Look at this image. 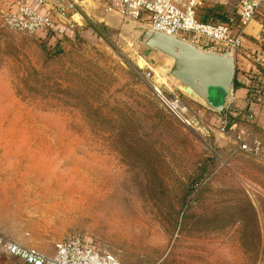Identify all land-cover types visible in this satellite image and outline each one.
I'll list each match as a JSON object with an SVG mask.
<instances>
[{"label": "rangeland", "instance_id": "obj_1", "mask_svg": "<svg viewBox=\"0 0 264 264\" xmlns=\"http://www.w3.org/2000/svg\"><path fill=\"white\" fill-rule=\"evenodd\" d=\"M29 1L0 0V235L46 255L78 236L122 264H264V161L236 149L132 23L78 0L73 28L10 29ZM58 40L59 55L42 48Z\"/></svg>", "mask_w": 264, "mask_h": 264}, {"label": "built area", "instance_id": "obj_2", "mask_svg": "<svg viewBox=\"0 0 264 264\" xmlns=\"http://www.w3.org/2000/svg\"><path fill=\"white\" fill-rule=\"evenodd\" d=\"M33 6L24 4L6 18L10 29L20 32H46L57 34V28H73L78 0L64 3L63 0H30ZM29 1V2H30ZM106 14L116 15L130 23H139L155 31L188 41L202 50L216 49L232 51L236 58L243 57V45L251 23L260 26L263 35L254 36L255 50L250 53L256 73L248 75L250 91L264 102V0H234L235 10L227 22L203 21L199 12L207 4L224 5L230 0H95ZM36 6V7H35ZM259 20V22H258ZM146 77H152L148 71ZM253 82V83H252ZM257 82V83H256ZM161 104L188 128L205 132L199 119L190 117L188 107L174 95L172 98L154 86ZM238 96L234 88L230 91L223 114L220 115L218 130L223 135L234 131L233 143L244 154L264 161V136L253 137L249 132L228 128V115L237 107ZM260 104V105H261ZM248 119L255 121L251 111ZM0 252L15 257L25 264H122L113 255H102L100 249L87 239L74 236L56 247L53 255L29 249L0 235Z\"/></svg>", "mask_w": 264, "mask_h": 264}, {"label": "water", "instance_id": "obj_3", "mask_svg": "<svg viewBox=\"0 0 264 264\" xmlns=\"http://www.w3.org/2000/svg\"><path fill=\"white\" fill-rule=\"evenodd\" d=\"M130 23V22H129ZM142 31L141 46L165 56L171 63L169 75L191 99L223 114L234 85L236 58L232 51L202 50L188 41L132 23Z\"/></svg>", "mask_w": 264, "mask_h": 264}, {"label": "crops", "instance_id": "obj_4", "mask_svg": "<svg viewBox=\"0 0 264 264\" xmlns=\"http://www.w3.org/2000/svg\"><path fill=\"white\" fill-rule=\"evenodd\" d=\"M84 2L91 1L93 3V7L99 11H101L102 14H105L107 17H111L115 19V17L109 16L110 14H106L101 9L99 3L95 0H82ZM220 7V8H219ZM235 10V1L230 0L227 5H214V4H207L204 9H202L199 12V17L203 21H214V22H227V19L229 16H232ZM222 11V12H220ZM116 16V15H115ZM116 19L119 20V18ZM124 20V19H123ZM256 45L254 43L251 44L250 41H248V38H245L244 45H243V57H240L238 59L237 63V69H238V84L239 87L234 89L238 96V107L240 109L244 108L247 105V100L245 99V95L247 93V88L245 84V80L248 77L249 74L256 73L257 69L251 62L250 53L255 50ZM251 111L255 115V121L253 124H255V129L257 130L256 133H259V136H264V102L263 104H255L252 106ZM101 252V251H100ZM102 255H108L101 252ZM110 255V254H109ZM0 264H25L21 260L12 257L7 256L0 252Z\"/></svg>", "mask_w": 264, "mask_h": 264}, {"label": "trees", "instance_id": "obj_5", "mask_svg": "<svg viewBox=\"0 0 264 264\" xmlns=\"http://www.w3.org/2000/svg\"><path fill=\"white\" fill-rule=\"evenodd\" d=\"M220 12H222V11H220ZM90 26L93 28L94 31H96V32L99 31L98 28L95 25L90 23ZM65 31H68V30L66 29L63 32H65ZM64 35H66V33ZM66 38L69 39V37H66ZM61 45H62L61 40H58L56 45H55V47H52V48H50V47H48L46 45L42 46V44H41L42 48L47 53H50V54H53V55H59L62 52L61 51ZM237 78H238V69L236 68V75H235L234 85H233L234 89L239 87ZM245 84H246V88H247V93L245 95V99L247 100V105L244 108L240 109L238 107V104H237V107H235L234 110L229 113V115H228V128L233 126V125H237L238 129H239V128H241L240 126H241L242 123H253L252 121H250L248 119V115L251 114V108H252L253 105H255V104H259L260 105L261 102H262L261 99L258 96L254 95L253 92L250 91L253 87H255L254 83L248 85V78H246ZM250 134L253 137H260V136H255L252 133H250Z\"/></svg>", "mask_w": 264, "mask_h": 264}]
</instances>
